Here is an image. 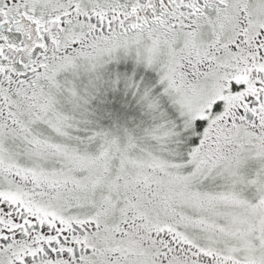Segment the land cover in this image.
<instances>
[{
    "label": "snow or ice",
    "instance_id": "obj_1",
    "mask_svg": "<svg viewBox=\"0 0 264 264\" xmlns=\"http://www.w3.org/2000/svg\"><path fill=\"white\" fill-rule=\"evenodd\" d=\"M0 264H264V0H0Z\"/></svg>",
    "mask_w": 264,
    "mask_h": 264
}]
</instances>
